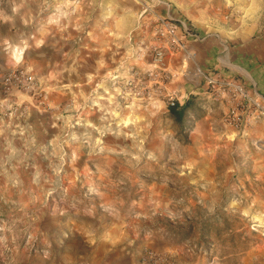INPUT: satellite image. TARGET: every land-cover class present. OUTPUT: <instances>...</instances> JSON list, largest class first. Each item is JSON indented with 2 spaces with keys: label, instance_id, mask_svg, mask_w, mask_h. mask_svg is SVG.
<instances>
[{
  "label": "rangeland",
  "instance_id": "rangeland-1",
  "mask_svg": "<svg viewBox=\"0 0 264 264\" xmlns=\"http://www.w3.org/2000/svg\"><path fill=\"white\" fill-rule=\"evenodd\" d=\"M181 2L159 0L135 21L133 15L148 7L145 0H80L79 7L65 0H27L19 13L12 9L21 0H0V14L11 17L0 20V264H264V227H252L254 223L264 225V217L250 218L264 213V157L259 154L264 151V137L252 136L247 144H234L235 134L223 135V122L233 124L246 137L249 127L256 121L264 123V118L252 117L242 126L228 122L234 105L230 96L232 105L224 112L218 105L220 97L213 95L212 102L190 93L181 119L171 116L169 104L144 145L146 152L156 155V161H147L145 156L138 164L129 163L130 157L125 155L89 159V149L83 148L77 172H83L87 161L94 174L89 183L102 195L73 181L68 165L72 149L64 145L67 155L60 186L51 196L46 195L52 185L45 180L59 164L51 155L50 141L63 138L65 132L82 136L86 131L80 126L65 128V121L56 119L71 116L75 123L80 114L75 105L83 100L72 93H91L129 51L135 59L146 49L145 63L169 66L170 51L176 49L164 48L166 43L153 35L155 15L175 12ZM242 2L247 7L249 0ZM58 7L68 15L61 16ZM187 9H206L212 20L216 12L221 26L243 24L256 35H264V15L242 21L239 14L226 10L224 0H199ZM28 13L32 23L25 26L21 17ZM55 16H60L59 25H48V18ZM117 21L122 34L118 43L125 45L119 49L105 31ZM4 38L13 43L28 39L30 48L22 64L15 65L4 51ZM41 40L43 44L37 47ZM106 42L108 49L104 50ZM150 42L156 46L149 47ZM157 51L162 53L155 61ZM101 56L106 67L97 71ZM125 67L133 77L129 89L138 91L137 79L142 84L151 79L148 73L141 77L139 68L127 61ZM27 68L32 71L26 72ZM89 74L94 75L91 84ZM140 94L146 95V91ZM24 96L28 99L21 102ZM178 101L184 103L181 98ZM100 115L96 112L89 118L99 124ZM204 116L209 117L208 127L196 125ZM17 125L24 129L23 135ZM160 131L172 135L161 139ZM33 138L35 144L29 151L24 145ZM9 142L18 152L11 161ZM105 143L116 146L117 151L132 147L123 138L106 137ZM186 163L191 171L183 167ZM98 164L108 165L106 171L113 181L109 188L96 182ZM65 172L69 174L66 180ZM107 203L110 209L101 207ZM152 209L154 213L149 211L147 218L134 219L135 212ZM245 211H249L248 217L243 215ZM29 225L35 233L31 242L26 234ZM13 232L18 253L12 251Z\"/></svg>",
  "mask_w": 264,
  "mask_h": 264
},
{
  "label": "clouds",
  "instance_id": "clouds-1",
  "mask_svg": "<svg viewBox=\"0 0 264 264\" xmlns=\"http://www.w3.org/2000/svg\"><path fill=\"white\" fill-rule=\"evenodd\" d=\"M27 0H21L20 4H17L13 7V13H19L21 8L25 6ZM66 3H73L79 7L80 0H65ZM136 3H139L140 0H135ZM148 4L147 8H144L138 16L135 14L134 20L139 21L140 17L144 15V12L149 11L150 8L155 7L159 4V0H145ZM199 3V0H182L179 4L180 9H187L192 5ZM226 10H233L235 13L239 14L242 21L256 20L261 15H264V0H249L248 6L244 7L242 0H224ZM75 11V9H73ZM206 11V9H205ZM57 12L60 13V8H57ZM61 16H67V13H60ZM112 13L109 12V16ZM27 17V18H26ZM109 17H105L107 20ZM0 20L9 21L11 17L0 14ZM22 23L25 26H28L32 23V16L28 13L26 16L21 17ZM60 16L49 17L47 20L48 25L56 24L59 25ZM64 28H67V25H64ZM108 36L113 37L112 43L116 44L117 48L125 47L124 44L118 43L122 39V34L120 32V24L117 21L114 25L105 29ZM91 35V33H89ZM155 35V33H153ZM35 39L34 36L30 37ZM181 37H177L171 41L172 44H175L179 47L178 40ZM143 43V41H141ZM43 41H37V47L41 46ZM4 51L8 53L11 59L14 61L15 65H20L24 62V54L30 48L28 39L19 40L16 43L11 42L9 39L4 38L3 40ZM156 46L154 43L150 42L149 47ZM164 48H168V44L163 45ZM108 49V43L104 45V50ZM171 50V49H169ZM141 55L135 59H131V51H129L124 57H122L119 66L109 70L100 83H97L92 89L91 93L85 94L82 90L78 93H72L73 97L79 96L83 100V104L77 103L75 107L80 110V114L75 118V123H72V117L69 116L65 119L63 116H57V120L65 121V128H74L76 126L83 127L86 131L82 136H77L75 132L64 133V137L61 136L55 137L50 141L52 147V156H56L59 160V164L52 167V176L45 180L46 184L52 185L46 191L47 196H51L52 192L55 191L56 187L60 186L61 176L60 174L64 172V163L66 153L64 152V145H67L72 149L71 155L68 158V165L72 169L73 181L79 180L80 185L87 184L89 186V191L97 192L98 194H103L99 192L97 187L91 186L89 183L92 180L93 173L88 167L87 161L84 162L83 172H77V163L81 158V151L83 148L87 147L89 149L87 156L89 159H92L93 156L101 157L103 160L106 158H113L119 155H125L130 157L131 162H136L137 164L146 156L147 161H156L157 157L153 152H146L144 145L145 142L149 139L150 133L154 127V124L158 123V116L168 108L169 101L171 98L176 96L177 90L182 88L181 77L183 76L184 67L181 66L179 69L174 66H162L161 64L153 63L147 64L144 62V52L146 49H141ZM125 61L130 65H135L140 70L141 77L144 73H148L151 76V79L147 83L142 84L140 79L136 80V88L138 91H134L127 87L128 83L133 79L129 75V70L125 67ZM98 69L106 67L103 56L97 61ZM31 68H27L26 72H31ZM31 78V77H30ZM94 75L89 74L87 76V82L92 83ZM111 82L110 84L108 82ZM75 87L80 88L79 84H76ZM71 86H69V91ZM146 91V95H141ZM226 96V93H222ZM28 99V97H21V102ZM185 99V97H181ZM91 101V103H89ZM6 103V101L4 102ZM183 106V104H181ZM10 108L11 105H8ZM96 112L101 113L99 117V124L93 123L89 118L93 116ZM11 115H15L12 113ZM56 125H53L55 127ZM23 135L24 129H20V126H16ZM2 134V131H0ZM143 134V135H142ZM15 135V133H13ZM161 139L168 138L172 135L170 132L160 131L158 133ZM106 137H115L117 139L123 138V140L132 142L131 150H126L120 148L117 151L116 146H108L105 143ZM76 143L73 144L72 142ZM35 144V139H31L26 142L24 147L29 151L33 150ZM9 149L11 150V155L8 157V161H11L18 152L17 149L13 148L11 143L8 144ZM27 155V153H25ZM108 167L107 164L101 166L97 165V180L96 182L103 186L104 188H109L113 181L110 179L109 172L106 171ZM183 167L191 171V165L184 164ZM180 175H184V172L181 171ZM37 177L39 178V171H37ZM69 174L64 173L63 179H68ZM37 181L34 180L33 183ZM64 191L67 192L68 188L64 187ZM151 203V201H149ZM255 203V201H253ZM102 208L106 210L111 208L110 203L101 204ZM156 207H160V203H156ZM251 208V206H250ZM148 211H137L134 214V219H140L141 217H148ZM245 217L249 216V211L243 213ZM264 217V213H258L257 215L251 216V220L257 221ZM31 225L26 229L27 239L29 242L33 241L35 238V233L31 230ZM254 230H259V227H264V225H252ZM11 231V229H9ZM91 234V233H88ZM16 234L12 233L11 242L13 244L12 251L18 253L19 248L16 245Z\"/></svg>",
  "mask_w": 264,
  "mask_h": 264
},
{
  "label": "crops",
  "instance_id": "crops-1",
  "mask_svg": "<svg viewBox=\"0 0 264 264\" xmlns=\"http://www.w3.org/2000/svg\"><path fill=\"white\" fill-rule=\"evenodd\" d=\"M177 6L175 12L168 10L166 16L187 22L198 36H187L179 31V37L185 43L186 49L170 51L169 66L179 69L182 64L184 67L183 76L180 78L183 85L177 90L176 97H185V101L189 98L188 94L199 93L203 99L212 101L215 95L220 97V109L226 112L232 102L228 97L229 90L220 89L219 82L230 78L264 95V35H256L251 27L243 24L230 23L228 26H221L218 24L216 12L212 20V14H207L203 9H180ZM203 72L207 74L206 78ZM222 93H226V96ZM208 120L209 117L204 116L196 125L208 127ZM223 129V135L235 134L234 144H247L252 136L264 137V123L260 121L249 127L246 137L240 135L233 124L223 122ZM260 151L263 153L259 154L264 157V151ZM263 161L261 166H264Z\"/></svg>",
  "mask_w": 264,
  "mask_h": 264
},
{
  "label": "built area",
  "instance_id": "built-area-1",
  "mask_svg": "<svg viewBox=\"0 0 264 264\" xmlns=\"http://www.w3.org/2000/svg\"><path fill=\"white\" fill-rule=\"evenodd\" d=\"M155 27L153 33L157 40H163L164 43L169 45L171 49H186L185 43L182 39L178 40L179 47L172 44L171 41L177 39L179 35L177 31H181L182 34L192 37H197L187 22L180 21L173 16H160L155 15ZM160 47V46H157ZM158 61L161 57V51H157ZM206 78L207 75L203 74ZM211 82V81H210ZM220 88L223 90H229L228 94L234 101V105L229 110L228 122H233L236 126H242L249 122L252 117L263 116L264 118V96L259 92L246 88L242 83L235 79H226L219 82ZM179 103L178 98H171L170 105Z\"/></svg>",
  "mask_w": 264,
  "mask_h": 264
},
{
  "label": "trees",
  "instance_id": "trees-1",
  "mask_svg": "<svg viewBox=\"0 0 264 264\" xmlns=\"http://www.w3.org/2000/svg\"><path fill=\"white\" fill-rule=\"evenodd\" d=\"M183 104V106H181ZM188 101L185 100L184 103H175L174 105H170L169 112L171 116L177 119H181L183 117V114L185 110L187 109Z\"/></svg>",
  "mask_w": 264,
  "mask_h": 264
}]
</instances>
